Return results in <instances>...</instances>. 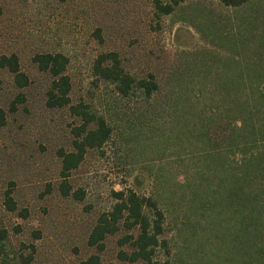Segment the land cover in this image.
Listing matches in <instances>:
<instances>
[{
  "label": "rangeland",
  "instance_id": "1",
  "mask_svg": "<svg viewBox=\"0 0 264 264\" xmlns=\"http://www.w3.org/2000/svg\"><path fill=\"white\" fill-rule=\"evenodd\" d=\"M95 27L100 28V39ZM253 48L264 51V0H245L238 6L182 0L158 18L152 15L150 0H0V53L14 52L29 77L21 89L26 102L10 112L8 103L19 88L11 74L0 69V106L6 111V121L0 124V223L8 229L9 248L25 252L32 243L35 264H75L95 251L86 244V235L97 213L112 202L111 190L131 187L171 197L164 220L169 252L158 248L155 257L169 256L170 264H198L205 254L201 259L208 261L214 251L213 228L201 234L197 228H183L177 217V187L182 172L193 165L188 156L196 149L194 139L186 131L176 135L177 117L166 110L170 104H165L164 90L156 102L139 94L122 98L110 84L95 79L91 64L98 52L114 49L134 75L151 71L161 85L194 90L214 83L231 55L242 61ZM40 50L68 56L72 101L90 102L112 125L102 152L88 149L68 174L71 188L83 189L81 199L61 196L57 190L61 176L56 149L70 148L73 117L66 107L45 104L50 76L31 60ZM173 98L168 96V102L181 106L182 101ZM6 188H11L18 208H26L25 216L4 208ZM122 233L105 238L102 260L145 264L116 257V238ZM200 237L202 243L196 242Z\"/></svg>",
  "mask_w": 264,
  "mask_h": 264
},
{
  "label": "trees",
  "instance_id": "2",
  "mask_svg": "<svg viewBox=\"0 0 264 264\" xmlns=\"http://www.w3.org/2000/svg\"><path fill=\"white\" fill-rule=\"evenodd\" d=\"M181 1L150 0L152 15L158 18L168 14ZM217 1L226 6L245 2ZM94 35L101 38L99 27L94 28ZM227 59L224 63L227 69L214 75V83L194 90L179 88L175 91L173 87L168 88L167 82L161 85L151 71L134 75L124 68L114 49L98 52L91 69L96 80L110 84L122 98L139 94L149 102H156V96L164 90L165 104H170L169 109H165L177 117L176 135L182 136L186 131L194 139L195 152L188 156L193 165L182 172L184 179L177 187L180 206L177 217L180 216L179 224L183 228H197L201 234L213 228L212 256L207 261L201 259L205 256L202 254L197 263L264 264V51L253 48L242 61L233 55ZM31 60L37 69L50 76L45 104L66 107L73 117L69 128L70 148L56 149L61 176L57 190L61 196L81 199L83 189H72L68 174L88 149L102 152L104 143L110 139L112 125L90 102L72 101L65 53L40 50L32 54ZM0 69H6L19 88L8 103L7 110L13 112L26 102L21 89L28 85L29 77L19 67L14 52L0 53ZM168 96H174L175 103L182 101L181 106H173ZM5 121L6 111L0 106V124ZM48 190L49 183H46ZM111 196L109 207L97 213L86 235V244L95 251L79 258L75 264H116L110 260L104 262L99 252L104 249L105 238L120 230L123 233L116 238L118 259L170 264L169 256L155 257L158 248L169 252L164 220L166 211L170 210V195L160 193L157 197L126 187L111 190ZM2 204L7 210L26 215L25 207L18 208L11 188L3 191ZM195 231L192 234L197 235ZM34 234L39 236L38 231ZM208 238L205 234L204 239ZM7 240L8 229L0 223V264H35L32 243L22 252L10 249ZM195 241L202 243L201 237Z\"/></svg>",
  "mask_w": 264,
  "mask_h": 264
}]
</instances>
